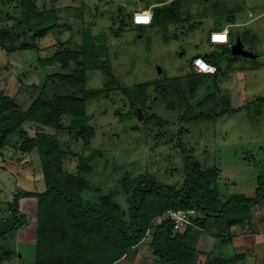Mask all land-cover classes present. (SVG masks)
<instances>
[{"label": "rangeland", "instance_id": "1", "mask_svg": "<svg viewBox=\"0 0 264 264\" xmlns=\"http://www.w3.org/2000/svg\"><path fill=\"white\" fill-rule=\"evenodd\" d=\"M33 1L46 17L43 26L53 22L55 26L34 38L37 48L22 50L17 47L24 41V36L21 27L16 25V19L21 16V0H0V97H12L25 109L31 101L30 94L37 95L42 86L49 94L76 89L48 76L58 68L42 66L39 60L65 48L79 49L83 31H86L88 35H96L88 40L95 43L96 55L107 60L106 65L121 85L180 76L193 69L191 61L196 53L217 55L223 71L217 78L218 88L211 95L216 100L214 113L225 108L235 111H227L212 120L179 121L177 107L171 111L162 107L168 101L178 99L176 88L167 85L166 93L160 99L161 106L158 104L151 109L167 122L163 126H147L141 123L143 115L138 119L137 109L141 108L136 106V110L131 111L127 97L112 87L86 101L88 123L93 127L88 144L71 135L66 116L62 118L65 128L58 131L25 121L20 128L22 132L11 134L1 149L0 219L10 218L7 204L17 190L39 191L43 188L38 155L20 148L24 136L33 137L39 132L57 135L61 148L68 149L66 167L69 170L76 164L79 154L89 157L93 174L86 175L90 187L81 193L84 203H96V188L99 187L101 193H109L125 209L127 203L122 183L146 171L162 182L179 183L183 179L187 157L202 167L217 166L216 186L222 199L254 193L264 172V49L254 58L233 54L237 59L230 62L229 55L219 54L223 45H211L206 39L210 30L218 29L217 24L222 26L228 16L238 22L251 20L248 25L230 27L233 38L239 35L246 38L244 33L250 34L264 23V0H178L181 17L174 10L173 21L163 19L156 26L134 27L129 24V16L159 0ZM165 11L160 12V18L166 16L162 15ZM34 15L33 20L38 18ZM11 41L12 50H6ZM246 45L252 47L249 43ZM104 73V69L87 70L86 86L101 88L108 79ZM31 86H35V90ZM148 94L150 97L154 94L151 88ZM198 94L192 101L194 110L206 112L210 102L203 96L201 88ZM199 96L203 99L200 106L196 105ZM36 208L34 198L19 199L18 214L32 218L31 222H35ZM251 214V225H235L229 238L218 241L206 231L193 228L190 242L200 251V262L205 259L206 252L215 251L219 245L225 255H246L245 259L228 264H264V184L261 200L251 207ZM163 216L155 218L145 238L114 264H160L150 240L153 226ZM28 227L32 229V223ZM32 235L23 227L0 235V264H34L35 244L26 246L24 239ZM7 249L10 259L6 257ZM28 256L32 261L27 260Z\"/></svg>", "mask_w": 264, "mask_h": 264}, {"label": "trees", "instance_id": "2", "mask_svg": "<svg viewBox=\"0 0 264 264\" xmlns=\"http://www.w3.org/2000/svg\"><path fill=\"white\" fill-rule=\"evenodd\" d=\"M177 1L153 6L150 9L151 21L146 25L156 26L163 19L173 21L174 10L181 17ZM20 5L21 16L16 19V25L21 27L24 41L17 48H37L34 38L42 36L55 23L43 26L46 17L33 0H21ZM161 11H165L162 13L166 15L164 18L159 16ZM34 13L38 18L33 20ZM129 22L133 27L142 25L133 23V14L129 16ZM83 32L79 49L65 48L39 60L42 66L53 65L58 68L48 76L76 89L68 93L49 94L42 86L37 95L30 94L31 101L25 109L12 97H0V157L7 138L16 131L20 132L25 121L58 131L65 128L62 118L66 116L71 135L88 144L93 127L88 123L86 101L112 87L127 97L131 111L136 110V106L141 108V123L147 126H163L167 122L158 112L151 110L158 104L161 106L160 99L166 93L167 85L176 88L178 99L168 101L162 107L167 111L177 107L176 117L179 121L212 120L227 111H235L225 108L214 113L213 103L216 100L211 95L215 94L218 75L223 71L215 57L217 55L210 54L209 58L206 55L195 56L212 65L213 72H197L191 68L180 76L143 81L130 86L121 85L109 65H106L107 60L96 55L95 43L88 40L89 37L96 38V35ZM209 42L223 45L219 54L229 55L230 62L237 59L230 50L233 42H229V33L226 43H212L210 38ZM9 44H13V41ZM12 48V45L10 48L5 47L6 50ZM96 68L104 69L108 79L99 89L88 88L86 71ZM31 88L35 90V86ZM150 88L154 92L151 97L148 94ZM199 88L210 102L206 112L194 110L193 107L192 101L199 95ZM202 104L203 99L199 96L196 105ZM177 146L180 147V144ZM20 148L38 155L44 184L39 191L17 190L13 193L7 204L10 218L0 219V235L4 236L8 231L19 229L27 223L26 216L18 214L19 199L34 198L37 206L34 264H114L145 238L155 218L163 216L167 209L179 208L195 210V214L190 217V224L174 231L170 220L163 217L153 226L150 244L160 264H228L245 259V253L225 255L220 249L222 246L218 245L215 251L206 252L205 259L200 262L201 253L190 242V232L193 228L206 231L218 241L229 238L230 230L235 225H251V207L261 200L264 172L251 196L234 195L222 199L216 186L219 176L217 166L202 167L187 157L183 179L179 183L162 182L147 171L122 183L127 203L126 208L122 209L109 193H101L99 187L96 188V203H84L81 193L90 187L86 175L93 174V168L88 164L89 157L79 154L76 164L69 170L66 167L68 149L61 148L55 133L39 132L33 137L24 136ZM9 256L10 250L7 249L6 257Z\"/></svg>", "mask_w": 264, "mask_h": 264}, {"label": "built area", "instance_id": "3", "mask_svg": "<svg viewBox=\"0 0 264 264\" xmlns=\"http://www.w3.org/2000/svg\"><path fill=\"white\" fill-rule=\"evenodd\" d=\"M152 12L150 8L141 9L133 13V23L134 24H149L151 21ZM228 28L225 27L221 30H215L210 33V41L212 43H226L228 41ZM218 37H223V39H218ZM192 66L197 72H213L214 67L207 64L200 57H195L191 61ZM195 214L193 208H179V209H167L164 213V217L169 219L173 230L178 231L181 228L185 227L187 224H190V217Z\"/></svg>", "mask_w": 264, "mask_h": 264}, {"label": "crops", "instance_id": "4", "mask_svg": "<svg viewBox=\"0 0 264 264\" xmlns=\"http://www.w3.org/2000/svg\"><path fill=\"white\" fill-rule=\"evenodd\" d=\"M170 1H172V0H168V1L159 0L157 2H153L152 4H150L146 9H148V8L151 9L153 6L162 5V4L168 3ZM179 7H180V10H181V4L180 3H179ZM181 13H182V11H181ZM250 21L251 20L249 19V20H245L244 22H238L237 20H234V18L231 19L228 16L227 19H226V22L224 24H222V26L220 24H217L218 29L217 28H214V29L212 28L210 30L209 34L212 31L221 30V29L227 27L229 29V42H233L234 43L237 38H233V36L231 35L230 27H233V26H236V27H238V26H245L244 24L248 25ZM209 34H208V37H207L206 40L210 44V42H209ZM244 35H246V38H244L241 35H239L238 38L239 39L241 38V42L243 43L245 49L248 50V51H251L255 55L252 58L258 57L259 56V53H261V50L264 49V23H263V25H261L260 28L257 27L256 29H254L253 31H251L250 34L244 33ZM246 43H249L250 45H252V47L251 48L247 47ZM211 45H215V44H211ZM204 55H206L208 58L210 57L209 56L210 54H207V53H204V54L203 53H196L193 57H195V56L204 57ZM31 219L30 218L26 219L27 220V223L24 226H22L24 229L25 228H28V230L33 234L31 238L30 237H25L24 238L25 241H26V246H29L32 243L35 244L36 218H35V222L34 221L31 222L30 221ZM30 223H32V226H33L32 229H30L31 227H28L30 225ZM20 239H22V237ZM21 242H24V241L21 240ZM34 248H35V246H34ZM18 257L22 261H24V262L26 261V259L23 256L19 255ZM31 258H32L31 256H28V259L27 260L32 261ZM22 261H20V262H22Z\"/></svg>", "mask_w": 264, "mask_h": 264}, {"label": "water", "instance_id": "5", "mask_svg": "<svg viewBox=\"0 0 264 264\" xmlns=\"http://www.w3.org/2000/svg\"><path fill=\"white\" fill-rule=\"evenodd\" d=\"M231 52L232 54L246 56V57H253L255 56L251 51H248L245 49L243 43L239 38L236 39V41L231 45ZM137 116L138 119L142 118L141 110L137 109Z\"/></svg>", "mask_w": 264, "mask_h": 264}, {"label": "clouds", "instance_id": "6", "mask_svg": "<svg viewBox=\"0 0 264 264\" xmlns=\"http://www.w3.org/2000/svg\"><path fill=\"white\" fill-rule=\"evenodd\" d=\"M141 10V9H140ZM210 36V35H209ZM193 58H195V57H193ZM192 58V59H193ZM202 59V58H201ZM202 60H204V59H202ZM205 61V60H204ZM206 62V61H205ZM207 63V62H206ZM192 64V63H191ZM208 64V63H207ZM210 65V64H209ZM212 66V65H211ZM193 67V66H192ZM193 70H194V68H193ZM205 73V72H204ZM164 217V216H163Z\"/></svg>", "mask_w": 264, "mask_h": 264}, {"label": "snow or ice", "instance_id": "7", "mask_svg": "<svg viewBox=\"0 0 264 264\" xmlns=\"http://www.w3.org/2000/svg\"><path fill=\"white\" fill-rule=\"evenodd\" d=\"M218 39H223V37H218Z\"/></svg>", "mask_w": 264, "mask_h": 264}]
</instances>
